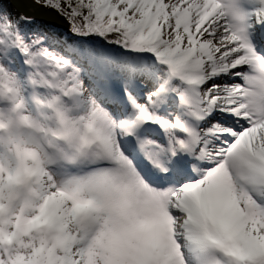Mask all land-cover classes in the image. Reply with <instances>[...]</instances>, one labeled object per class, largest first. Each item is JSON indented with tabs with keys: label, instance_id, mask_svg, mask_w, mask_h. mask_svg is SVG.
<instances>
[{
	"label": "snow or ice",
	"instance_id": "1",
	"mask_svg": "<svg viewBox=\"0 0 264 264\" xmlns=\"http://www.w3.org/2000/svg\"><path fill=\"white\" fill-rule=\"evenodd\" d=\"M0 264H264V0H0Z\"/></svg>",
	"mask_w": 264,
	"mask_h": 264
},
{
	"label": "water",
	"instance_id": "2",
	"mask_svg": "<svg viewBox=\"0 0 264 264\" xmlns=\"http://www.w3.org/2000/svg\"><path fill=\"white\" fill-rule=\"evenodd\" d=\"M13 3H14V0H13Z\"/></svg>",
	"mask_w": 264,
	"mask_h": 264
},
{
	"label": "rangeland",
	"instance_id": "3",
	"mask_svg": "<svg viewBox=\"0 0 264 264\" xmlns=\"http://www.w3.org/2000/svg\"><path fill=\"white\" fill-rule=\"evenodd\" d=\"M14 4V3H13Z\"/></svg>",
	"mask_w": 264,
	"mask_h": 264
}]
</instances>
